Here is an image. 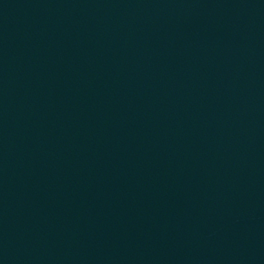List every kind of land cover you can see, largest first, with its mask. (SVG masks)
Segmentation results:
<instances>
[{
    "label": "water",
    "instance_id": "water-1",
    "mask_svg": "<svg viewBox=\"0 0 264 264\" xmlns=\"http://www.w3.org/2000/svg\"><path fill=\"white\" fill-rule=\"evenodd\" d=\"M0 264H264V0H0Z\"/></svg>",
    "mask_w": 264,
    "mask_h": 264
}]
</instances>
